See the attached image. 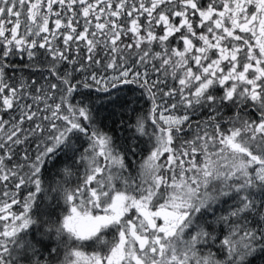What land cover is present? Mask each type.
<instances>
[{
	"label": "snow or ice",
	"instance_id": "6c2138e0",
	"mask_svg": "<svg viewBox=\"0 0 264 264\" xmlns=\"http://www.w3.org/2000/svg\"><path fill=\"white\" fill-rule=\"evenodd\" d=\"M256 257L264 0H0V264Z\"/></svg>",
	"mask_w": 264,
	"mask_h": 264
},
{
	"label": "trees",
	"instance_id": "16d2710c",
	"mask_svg": "<svg viewBox=\"0 0 264 264\" xmlns=\"http://www.w3.org/2000/svg\"><path fill=\"white\" fill-rule=\"evenodd\" d=\"M17 62H22V61L19 58H17ZM132 99H133V93L131 91H127L126 95L124 93H121L119 99H115L114 103L107 105L106 109L105 108L101 109V111L103 113V117H104L103 122L108 126L106 128V130L111 131L114 134V136L117 138V143H121L123 136L127 135L126 132H122L119 130V128H120V125H119L120 113L125 110V108L121 107V105L126 106L127 104H130L132 102ZM142 105H145V102L143 100H140L137 102L136 107L139 108ZM145 107H146V105H145ZM227 114L230 115L231 114L230 111ZM137 159H139V158H137ZM75 179H76L75 177H72V182H74ZM51 203L53 205H55V200H53ZM215 207H217V215H220L221 213L219 211V206H215ZM54 212H55V215L51 217V219H53V220L56 219L60 215L61 208L55 207ZM40 231L41 232L44 231L43 226H41ZM28 238L31 239L33 242H35L37 239H43V242L46 245H48L49 247L56 245V239H55V233L54 232L48 234L47 237L40 238L36 235L35 226H33V229L31 231V233L29 234ZM107 238L111 239V236L108 235ZM37 247H39V245H37ZM40 251L43 252L44 249L40 248ZM61 252H62V249H61ZM252 264H264V258L256 257V258L252 259Z\"/></svg>",
	"mask_w": 264,
	"mask_h": 264
},
{
	"label": "rangeland",
	"instance_id": "374dc122",
	"mask_svg": "<svg viewBox=\"0 0 264 264\" xmlns=\"http://www.w3.org/2000/svg\"><path fill=\"white\" fill-rule=\"evenodd\" d=\"M84 250L87 251V252H91L93 249H92V247H88V246H86ZM61 253H62V252H61Z\"/></svg>",
	"mask_w": 264,
	"mask_h": 264
},
{
	"label": "flooded vegetation",
	"instance_id": "af4514ba",
	"mask_svg": "<svg viewBox=\"0 0 264 264\" xmlns=\"http://www.w3.org/2000/svg\"><path fill=\"white\" fill-rule=\"evenodd\" d=\"M177 43V41L176 40H173V44H176Z\"/></svg>",
	"mask_w": 264,
	"mask_h": 264
}]
</instances>
